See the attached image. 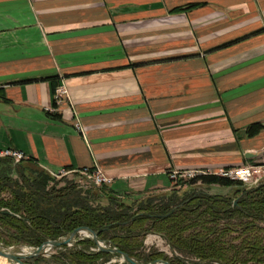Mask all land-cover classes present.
Segmentation results:
<instances>
[{
  "label": "crops",
  "instance_id": "0c3cea01",
  "mask_svg": "<svg viewBox=\"0 0 264 264\" xmlns=\"http://www.w3.org/2000/svg\"><path fill=\"white\" fill-rule=\"evenodd\" d=\"M7 148L123 198L264 161V0H0Z\"/></svg>",
  "mask_w": 264,
  "mask_h": 264
},
{
  "label": "trees",
  "instance_id": "16d2710c",
  "mask_svg": "<svg viewBox=\"0 0 264 264\" xmlns=\"http://www.w3.org/2000/svg\"><path fill=\"white\" fill-rule=\"evenodd\" d=\"M30 165L0 158V241L6 245L40 247L88 227L140 262L160 258L171 264H264V182L244 189L240 182L208 175L202 176L205 183L233 187V194L173 192L128 203L105 187L60 186L49 172ZM150 231L162 235L183 257L146 253L144 238ZM83 245L96 243L87 239L73 249L66 246L59 257L68 258L67 264H98L112 257Z\"/></svg>",
  "mask_w": 264,
  "mask_h": 264
},
{
  "label": "rangeland",
  "instance_id": "374dc122",
  "mask_svg": "<svg viewBox=\"0 0 264 264\" xmlns=\"http://www.w3.org/2000/svg\"><path fill=\"white\" fill-rule=\"evenodd\" d=\"M13 162H15V161H13ZM22 162L24 164H31L30 166H32L33 168H35L38 171H41V169H42L38 165L32 164L31 162H29V160H25ZM53 178L57 182H59L60 186H63L65 184H74V185H77V186L83 188L84 190H87V189L88 190L89 189L100 190L103 187L106 188L107 185H109L111 183L110 182L109 184H106L102 187H96L95 185L90 184L87 180L84 179L82 172L67 173V174L62 175V176H57V177L53 176ZM234 182H236V181H234ZM237 183H239V182H237ZM239 184L244 189H251L253 187H256V186L244 185L242 183H239ZM208 185H211V184L205 183L203 181L202 177H198V178H195L193 180L180 182L179 185H175L173 182L172 186L170 187L168 192H158L155 195H150V196L170 195L173 192H177L180 196H182L185 193L187 194V192H188V194H190L194 191H196V192L206 191V192L214 194V192H211L210 190H208L206 188V186H208ZM203 186H205V187H203ZM150 196H144L141 198H126V197L125 198L119 197V198H121L125 202L130 203V202H133L135 200H146ZM106 203H107V201L104 200L103 204H106ZM70 235L68 237H64V238L57 239V240L58 241L66 240L70 237ZM87 239H93L92 234H90V233H78L74 237L73 241L70 244H66V245H62V246H58V247L47 245L43 249L41 254L33 255V256H31V254L34 253L35 250H37V248H39V247H33V246H29V245H24V244L23 245H17V244L16 245L15 244L6 245V244H4V242L0 241V247L5 249L7 252L12 253V254H18V255L26 256V258L22 259L21 263L0 256V264H35L34 260L36 258H39V257L43 259L40 264H67L69 262V259L68 258L64 259L62 257H59L60 252H64L66 250V246L69 248V250L73 249L75 244H77L80 241L87 240ZM240 240L241 239H239L238 242H240ZM48 241H52V240H48ZM100 241H101V245L105 248H116V247L109 245L105 241H102V240H100ZM82 248H88L90 250V252H93V253L100 251L97 243H96V246H90L89 247V245H83ZM143 250L146 253H151L154 251L160 252V253H163L164 255L168 256V257H180V258L183 257L178 251H175V249L172 248L170 243L162 235H160L154 231H150L145 235L144 249ZM102 252H104V251H102ZM109 253H111V252H109ZM111 254H112V257L110 259L100 260V262L98 264H130V263L126 262L121 255L115 254V253H111ZM186 259H190V258L187 257ZM134 260H136V259H134ZM161 260L170 263V261L160 259V258L158 260H154V261L148 262V263L140 262L137 260L136 261L140 264H151L153 262H156L155 264H164V263L158 262ZM190 260L191 261L192 260L197 261L195 258H192Z\"/></svg>",
  "mask_w": 264,
  "mask_h": 264
},
{
  "label": "built area",
  "instance_id": "2783aa9c",
  "mask_svg": "<svg viewBox=\"0 0 264 264\" xmlns=\"http://www.w3.org/2000/svg\"><path fill=\"white\" fill-rule=\"evenodd\" d=\"M67 95L68 92L66 88L64 86H60L56 92V101L58 103L62 102V100H64ZM77 126L78 129L84 134V127L81 125V123H78ZM0 158H10L16 163L30 160V158L23 152L11 148L0 149ZM81 172L84 176V179L87 180L90 184L95 185L96 187H102L112 181V179L109 178L100 168H97L95 170H83ZM65 174L67 173L61 172L58 174H53V176L57 177ZM208 175H217L222 178L240 182L244 185L258 186L262 182H264V161L234 168H228L220 170L218 172L200 169H177L172 170L170 174L171 179L175 185H179L180 182L193 180L195 178Z\"/></svg>",
  "mask_w": 264,
  "mask_h": 264
},
{
  "label": "water",
  "instance_id": "95a60500",
  "mask_svg": "<svg viewBox=\"0 0 264 264\" xmlns=\"http://www.w3.org/2000/svg\"><path fill=\"white\" fill-rule=\"evenodd\" d=\"M78 233H90L92 234L93 236V239L95 240V242L98 244L99 246V249L100 251H104V252H111V253H115V254H119L123 257V259L130 263V264H140L138 263L136 260H134L132 257H130L127 253H124L122 252L120 249L118 248H105L101 245V241L97 235V233L91 229V228H88V227H80V228H77L75 229L70 237L66 240H63V241H58V240H52V241H47L45 242L43 245H41L39 248H37V250H35L34 253L31 254V256L33 255H39L42 253L43 249L47 246V245H51V246H62V245H66V244H70L74 237L78 234ZM0 256L2 257H5L7 259H10V260H13V261H17L19 263L22 262V259L23 258H26V256H23V255H18V254H12V253H9L7 252L5 249L1 248L0 247ZM158 262H161V263H164V264H170L166 261H158ZM156 262H153L151 264H155Z\"/></svg>",
  "mask_w": 264,
  "mask_h": 264
}]
</instances>
